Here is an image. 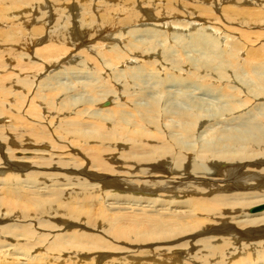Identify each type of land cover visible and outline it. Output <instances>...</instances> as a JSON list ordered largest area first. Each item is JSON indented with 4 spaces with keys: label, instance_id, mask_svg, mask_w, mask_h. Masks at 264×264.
I'll return each instance as SVG.
<instances>
[{
    "label": "bare ground",
    "instance_id": "bare-ground-1",
    "mask_svg": "<svg viewBox=\"0 0 264 264\" xmlns=\"http://www.w3.org/2000/svg\"><path fill=\"white\" fill-rule=\"evenodd\" d=\"M32 1L40 5L0 0V25L11 20L31 26L24 34L0 27V41L7 43L6 50L0 48L5 54L0 57V71L13 63L23 76L10 90L2 85L7 79L0 72V115L5 110L18 112L25 98L32 97L29 109L20 110L21 116L31 120V113L36 123L49 121L37 126L18 116L6 126L7 135L0 128V223L14 220L0 227V264H264V241L249 242L264 239V210L251 212L264 204V44H256L263 32H240L238 38L224 35L227 45L222 48V35L213 32L219 27L194 34L193 15L191 23L183 24L192 33H183L188 28L177 32L179 21L164 22L171 17L163 14L159 0H125L117 8H111L110 0H54L48 9L47 0ZM139 2L154 5L156 13ZM258 5L255 10L226 12L225 20L249 29L264 27V3ZM122 10L124 16L116 15ZM144 18L155 20L164 31L157 36L158 30L152 28L128 29L133 34L122 40V49L116 42L123 37L122 29ZM218 19L220 25L224 23L221 16L212 20ZM72 20L73 30L69 29ZM33 21L39 23L32 26ZM164 35L171 41L168 49L160 45ZM110 45V50L104 49ZM36 46H42L36 53L38 64L28 60L36 56L29 51ZM18 48H24L22 57L16 56ZM72 51L83 59L77 61ZM187 51L193 53L192 59ZM128 55L138 59L136 64ZM42 63L43 70H33ZM22 129L33 135L38 146L51 131L71 150L82 141L98 142L107 155L122 147L127 151L121 155L131 164L126 168L142 167L138 173L151 179L141 181L135 190L159 196L111 195L100 185L102 174L78 169L74 162H53L58 157H52L51 151L50 160L43 157L39 162L49 170L19 163L13 155L19 146L10 133L20 134ZM99 158L100 151L90 157L98 171L115 169ZM158 172L162 176L152 179L151 174ZM52 177L63 181L46 185V178ZM105 179L102 184L108 185L106 174ZM111 182L122 192L123 186L135 185ZM42 185L55 188L42 193ZM164 196L183 200L167 202L161 199ZM167 206L170 209H164ZM244 210H250L248 215ZM38 220L39 225L27 224L28 228L18 225ZM56 231L63 234L55 235ZM105 250L125 256L104 262Z\"/></svg>",
    "mask_w": 264,
    "mask_h": 264
},
{
    "label": "rangeland",
    "instance_id": "rangeland-1",
    "mask_svg": "<svg viewBox=\"0 0 264 264\" xmlns=\"http://www.w3.org/2000/svg\"><path fill=\"white\" fill-rule=\"evenodd\" d=\"M27 1L29 3H31V4H34V5H40L39 3L35 4L34 1H32V0H27ZM47 1H48V3H47L48 6H47L46 9H48L51 6L50 5V2L51 1H54V0H47ZM110 1H112V3H113L112 6H111V8H117L125 0H110ZM133 1H135V0H133ZM238 1H240V3L236 4V2H238ZM241 1L243 2V4L241 3ZM246 1L247 0H233V1H231V0H159V1H156V2L158 4H160V9L163 12V14H166V15H168V16L171 17V19L170 18L168 19V17L164 18V22H167V21L170 22V20L179 21L180 27H176L177 28V32H178L179 29L181 31H183L184 28H188V27H185L183 24H185L186 22L191 23V21H192L191 20V16H193V15L194 16H193L192 19L195 18V20H196V21H193V22H195V23H193V25L191 24L192 29H195L194 31H192L194 34H197L198 32H201V29L206 30V27H208L209 29H210V27H213V28L219 27L221 29V30H219V32H216V31H213V32L214 33H217L218 35H222L221 36V38H223V42H222V46L223 47L222 48H224V46L227 45L226 44L227 43V39H224V35L225 36L226 35H230V36H234L235 38H238L239 35H240L239 34L240 32H263L262 39L261 40L259 39L256 42V44H257V46L260 45V44H264V27H262V26H260V27L259 26H253V27H251V29H249L247 27L240 26L238 23L228 22L227 20H225L224 15H226L225 14L226 12H230L232 10H239V9L240 10H255V9L260 8L259 7L260 5H258L259 3H264V0H256V1H258L257 4H252V3L244 4V2H246ZM139 3H140L139 6L142 7V8H145V10L148 11L149 13H151V12H153V14L156 13L154 5H150V7H149V6L143 5L141 2H139ZM232 4H236L240 8H238L237 6L236 7H233ZM241 8H243V9H241ZM79 10H77V12ZM127 10H130V8L127 9ZM101 11L102 10H100L99 12H101ZM77 12H75V13H77ZM208 13H211L212 15H208ZM43 14L44 13H42L41 15H39V17H41ZM116 15H118V16H124L125 15V11L124 10L119 11V12H117ZM218 16H221L222 21L224 22L221 25H220V22H221L220 19H218L219 21L218 20H212V19H214L215 17H218ZM7 17H9V16H7ZM143 20H144V22H143ZM143 20L141 22H139V23H135V24L131 25L130 27H127L125 29H122L123 30L122 31L123 37H120L119 39L116 40V42H117L118 45L123 46L122 49H125L124 48V42L128 40V36H129L128 33L129 34H133V33H130L131 30H134V29L146 30V29H143V28H152V30H155V31L158 30L157 31L158 33L155 34L157 36L159 34H161L159 32L164 31V28H162L160 25H155L156 24L155 20L150 19V21H148V20H146V18H144ZM74 21H76V20H74ZM212 21H214L215 23H213ZM225 21H227V22H225ZM11 22L12 21L10 20L8 23H5L3 25H0V27H4L8 32H9V30L17 29L22 34H24L27 29H30L31 28L30 25H29L30 28H29V26H26L25 27L22 23H19V21L18 22H14V23H11ZM62 22H64V21H62ZM62 22H60L61 25H63ZM72 22H73V20L71 22H69L71 24L70 27H69V29H71V30H73V23ZM38 23L39 22L33 21V23H31V25L33 24L32 26H34V25H37ZM256 23H258V22H256ZM77 25H78V22H77V24H75V26L78 27ZM215 25H217V26H215ZM208 28L206 30L207 32H209L208 31L209 30ZM128 29L129 30L131 29V30L129 31ZM198 29H200V31ZM115 30H114V32H115ZM188 30H189V32H185V31H188ZM127 31H129V32H127ZM190 32H191L190 31V27L187 30L184 29V31H183V33H187L188 35H189ZM202 32L205 33L204 31H202ZM124 33L126 34L127 37L125 36ZM54 34H56V33H54ZM115 34H117V33H115ZM170 34H171L170 36L172 37L171 30H170ZM200 35H202V34H200ZM200 35H199V37H200ZM157 36H155V37H157ZM141 38L142 37H140V39ZM143 38L145 39L146 37H143ZM168 38L169 37L167 35H164L163 36V39H165L166 42L165 41L164 42L163 41L160 42V45L162 44V46L167 47L165 49H168V47H170L169 45H170V42L171 41L168 40L169 41V44H167L168 43V41H167ZM231 38L232 37H229V39H231ZM155 39L162 40V39H159V37L158 38H155ZM122 40L124 41L123 43H122ZM174 40L177 41V39H174ZM117 44H116V46H117ZM6 46H7V43L5 41H0V48H2V50H6L7 49ZM43 46H45V45H43ZM111 46L112 45H110V46H108V47H106L104 49L110 50L112 48ZM41 47L42 46H40L38 48V46H36V47H34L32 49H29V51H30V53L32 55H36V53L40 54L41 51L39 49ZM214 47H215V49H214ZM37 48H38V51H36ZM118 48L121 49V47H118ZM212 49L217 50L216 52H219V50H220V49L216 48V46H213V45H212ZM94 51H92V54H96L97 55V51L96 50H94ZM23 52H24V48H21V49L18 48V50H16V53H17L16 56L17 57H22L23 56L22 55ZM70 52H71V50H67L66 53H70ZM73 53H77V55H78V52H76V51L73 52ZM198 53H199L198 56H200V57H205L206 56L204 54H201L200 52H197V54ZM2 55L5 56V54H3V53L0 52V57ZM73 55H75V54H73ZM187 55H188V57L190 59H192L191 58L193 56V53L192 52L189 53L187 51ZM219 55H221V54H219ZM219 55H216V56H219ZM78 57L79 58H78L77 61H80L81 59H83L82 56H79L78 55ZM37 58H38V56L36 55L35 57L28 58V60H30L31 62H35V63L38 64V63H40V61L37 60ZM132 58H133V55L132 56L130 55L129 56V59H132ZM22 59H27V58H22ZM133 59H134L133 60L134 63L136 64V62L138 61V59H136L135 57ZM206 59L207 58H205L203 60L206 61ZM135 60H136V62H135ZM26 62H28V61H26ZM5 65H7V64H5ZM137 65H138V63H137ZM124 68H125V66L124 67L118 66V69H120V70H123ZM36 69L43 70L44 69L43 63L41 65L33 68V70H36ZM1 70L2 71H0V72H5L4 78L7 79L4 82V84H2V85H4L5 87H7V86L10 87V90H14L15 87L13 85L15 83V80L17 78L23 77L22 74H21L20 67L12 63L11 64V68H10V65H8L7 67L2 68ZM13 75H16L17 77L10 78ZM44 76H46V75H44ZM235 79H237V78H235ZM61 81L64 82L66 86H71L70 81H67L66 79H62ZM23 91L25 93L27 92V90H25L24 88H23ZM13 92H15V91H13ZM31 98L32 97H30L29 100H28V97H27V99L25 98V101L22 104L21 108L18 109V112L15 111V113L12 114L10 111L5 110V112L2 115H0V119H6L7 118L6 121L8 123H6V121H4L3 123H0V128L3 129V132L6 133V135L8 134V131H9V129L6 126L10 125L11 122H13V120H15L18 116L21 117L22 119H24V118L27 119V120L29 119V122L30 123L32 122L33 124H37V126H42L44 124L46 125V123L49 122L47 120L46 123H45V121L36 123V120L33 119L34 116L31 113H29V116L31 117V120H30L29 117H27L25 115L23 117L21 116L23 114V112L20 113V110L23 107H24V110L23 111H27L29 109L26 106L29 105ZM18 103H19V101L17 102V104ZM9 105L10 104H7V107H9ZM108 107H105V108H108ZM46 115H47V112L44 113V116H46ZM46 117L48 118V116H46ZM27 126L30 127V124H28ZM27 126H26V128H27ZM47 133H48L47 139L46 140H43V145H46L47 147H44L43 145L42 146H38L37 144H35L33 142V135L27 134V130L22 129L20 134H17L15 132L10 133V135L13 137V139L16 141V143L19 146V148L17 149V153L16 154L13 153V155L16 156L15 158L18 159L16 161L19 162V163L20 162H27V164H31V165H37L38 164V166H40L39 165V162H40V160H43V157H45L44 159H47V160H50L51 159V158H47L50 155V151H51L53 153V156L52 157H58V158H54L53 159V162H56V163H59V161L68 162V163L74 162L77 165L78 169L86 168L87 170H89L91 172H98V173L102 174L100 176H104V178L102 177V179L99 180V181H102V183L107 182V180L105 179V174H106L107 179H110V180H108V185H105V184H102V183H100V185H104L106 187V188L103 187V190H105L104 192L110 191L111 192V195H115V196H119V197L133 196V197H136V198H157L159 196L158 193L157 194L155 193L156 195L153 194V193H152V195H150V194H147V193L142 194L139 191H136V190H138V187L136 185L139 186L141 181H144L145 180V181L148 182L151 179L147 178L149 174L147 176L146 175L144 176V175L141 174V172L138 173V171H141L140 169H143L142 167H140V168L135 167L134 168L135 170L131 168V171H130V168H128L129 170L126 168L127 166L129 167L131 164L129 162H127V159L128 158L125 157V155H121L122 152L125 153L127 151V150L123 149L122 147L120 149H118V150H115L116 151L115 154H113V155H107L106 152H102V150L100 149V148H105V146L99 145L98 142H88L85 145V142L82 141V142H79V143L75 144L76 146L71 150L69 148L68 144L66 142H63V140H59V139L58 140H55L53 138L52 134H51V131H47ZM6 135H4V136H6ZM50 138L52 139V141L49 142V139ZM27 141L29 143H27ZM102 144H105V143L102 142ZM13 148L16 149L17 146L16 147H13ZM95 150L96 151H100V157L101 158H99V160H101V161L107 160V163H109V164L112 163L113 164L112 166L115 169L114 170H105V171H102L101 170V171H98L97 170L98 168L95 167V166H93V164H92V162L90 160L91 154L93 152H96ZM3 152H4V155H5V158H8L6 145L3 146ZM32 152H34V153H32ZM43 155H46V156H43ZM25 156H29V158L23 159V158H25ZM100 168L102 169V167H99V169ZM3 169L6 170V168H3ZM39 169L42 170V171H46V170H49L50 168L40 166ZM1 170H2V168H1ZM60 171H62V170H60ZM132 171L133 172L135 171V172L133 173ZM63 172H64V170H63ZM136 172H137V175H135ZM64 173H66V172H64ZM72 173L73 172H71V174ZM159 173L160 172L151 174L152 175V179H156V178L158 179V177L162 176V174L161 173L159 174ZM130 174H132V175H130ZM77 175L80 176V174H77ZM79 178L86 179L85 177H79ZM112 178H114V179H112ZM46 179L48 180V182L45 181V180H41V182L45 181L46 185H49V186L52 183H55L56 180H62L63 181V179H61V178L60 179H56V178H53V177L52 178H46ZM111 180H116V181H118V183H121V184L123 183V181H125L126 185H128L130 183L131 184L134 183L135 185H133L134 188H132V189L129 188V187H127V186H126L127 188L125 186H123L125 188V191L126 192H128V191L130 192V193H126L125 191L122 192L119 189L118 186L113 185L112 182H111ZM86 181L89 182L87 179H86ZM81 182H82V180H81ZM95 182L97 183V181H91L90 184H95ZM28 187L31 188L32 185L29 184ZM42 187H44V185L40 186V188H42ZM52 188H55V186H51L48 189L47 188H42L41 191H39V192H42V193L45 192V193H47V191L50 192ZM58 188H63V186H60ZM67 188H72V187H67ZM31 189L36 190L35 188H31ZM133 190H135V191H133ZM70 191L71 190H68L67 192H70ZM131 191H133V193ZM248 192H255V191H248ZM237 193H242V192H237ZM199 196H201V195H199ZM100 197H103V196L101 195ZM161 199H163V200H165L167 202H170V201H173V200H175V201H182L183 200L181 197L180 198L173 199V198L167 197V196H164ZM108 201L110 203V200H108ZM109 203L107 202V204H109ZM121 207H127L128 208L130 206L127 205V204H121ZM134 208H136V207H134ZM168 208L170 209L169 206L164 207V209H168ZM159 209L161 210V208H158L157 210H159ZM136 210H139V209H136ZM147 210H149V209H147ZM177 212H181V211L180 210H177ZM244 212H245L246 215H248V212H250V210H244ZM60 219H61V222H64L65 221V218H60ZM227 219L228 220H231V218L229 216H227ZM42 220H48V219L47 218H41V221ZM12 222H14L13 219H12V221H4V222H1L0 223V227H1V225L8 224V223L14 224ZM53 222H55V221L53 220ZM36 223L39 225V220L36 221V222L27 221L25 223H20L18 225H23V226H26V228H28L30 226H28L27 224H36ZM58 225H60L62 227L63 226V223H58ZM76 230H78V228L75 227L74 231H76ZM71 232H73V228H70L69 229V233H71ZM90 232H93V231L90 230ZM41 233H45V232H42L41 231ZM46 233H47V231H46ZM55 233L56 234H59L60 231H56V232H54V234ZM60 234H63V233H60ZM19 237L22 238V236H19ZM27 241L26 242H21L20 244L21 245H26L27 244ZM31 241H32V239H31ZM262 241H264V239H255V242H253V240H251L249 242H251L252 244H258L259 242H262ZM247 242H248V239H247ZM12 243H14V242H12ZM119 247L124 248V246H122V245H120ZM105 252L108 253L107 254L108 256L106 257V260H104V262L105 261L106 262L107 261H110L114 257H123V256H125V252H123L124 254H122V253H120V254L119 253H115V252L109 251V250H105ZM14 262H19L20 263L21 261L20 260H14ZM100 264H102V263H100Z\"/></svg>",
    "mask_w": 264,
    "mask_h": 264
},
{
    "label": "water",
    "instance_id": "water-1",
    "mask_svg": "<svg viewBox=\"0 0 264 264\" xmlns=\"http://www.w3.org/2000/svg\"><path fill=\"white\" fill-rule=\"evenodd\" d=\"M263 210H264V204L252 208L251 212L254 213V212H260V211H263Z\"/></svg>",
    "mask_w": 264,
    "mask_h": 264
}]
</instances>
